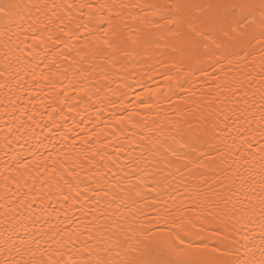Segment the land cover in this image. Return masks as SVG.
Returning <instances> with one entry per match:
<instances>
[{"label":"bare ground","instance_id":"1","mask_svg":"<svg viewBox=\"0 0 264 264\" xmlns=\"http://www.w3.org/2000/svg\"><path fill=\"white\" fill-rule=\"evenodd\" d=\"M18 2L29 8L14 24L0 19V264L28 259L37 241L48 255L59 247L50 236L67 239L62 230L82 232L94 218L123 225L117 238L131 247L142 234L159 242L201 225L204 240L185 239L211 245L209 231L224 221L207 215L205 197L256 206L226 226L238 241L232 259L264 260L260 46L220 62L211 46L173 51L147 7L172 0ZM113 39L122 46L106 47ZM59 250L64 259L105 255Z\"/></svg>","mask_w":264,"mask_h":264},{"label":"snow or ice","instance_id":"2","mask_svg":"<svg viewBox=\"0 0 264 264\" xmlns=\"http://www.w3.org/2000/svg\"><path fill=\"white\" fill-rule=\"evenodd\" d=\"M147 7L152 8L151 14L159 18L149 22L157 27H163V31L168 34L171 41L173 51L190 56L192 52L201 47L207 50L211 46L215 50L211 55L217 62L221 59H230L236 54V49L244 50L246 46L259 45L264 52V0H200V2L172 0L164 5H147ZM27 8H29L28 5L21 4L18 0L0 2V19L5 22V28L14 24L17 18L23 15L21 9ZM99 23L107 24L108 33L113 37H118V28L113 26L110 18H101ZM65 35H68V32H65ZM121 46L118 39L106 42V47L119 48ZM261 120L264 121V115L261 116ZM259 134L261 141H264V128ZM260 152L264 153V146L260 148ZM245 163H250V161H245ZM259 164L261 174L264 176V155L260 156ZM136 195L139 196L141 193L137 192ZM258 198L260 200L259 214L264 218V180L260 183ZM218 203V200L208 201L205 197L207 215L214 220L224 221L220 224L222 231H217L215 226L209 231L210 237L214 239L211 245L205 243L194 247L190 240L185 239V237H190L204 240L202 233L205 227L201 225L196 232L184 229L183 235L180 232L174 235L169 232V238L159 242L153 241L150 234H142L144 242L138 241L136 247H131L117 238L116 234L123 232V225L119 228L106 226L97 223L99 218H94L87 223L82 222V232L79 231L80 225L71 231L62 230L67 233V239L63 236L60 239L50 236L52 243L59 247L51 249L48 255L40 250V241H37L35 250L31 246L28 247L31 254L28 259H13L11 262L5 259L3 264H244V262L231 258L233 246L238 241L235 239V232L229 235L227 220L241 213L247 216L250 211H255L256 206L248 202L247 197L244 202H241L244 204L241 208L236 207V202H233L231 208L227 207V201L224 202V207H217ZM157 222L159 223V219ZM173 223L181 225L182 220H176ZM140 227L143 228L144 225L141 224ZM192 227L195 228L196 225ZM105 232L112 234L105 236ZM100 244L105 246L100 248L98 247ZM66 246L81 254L88 253L89 257L96 252H103L105 255L96 256L94 260L72 255L64 259L65 253L59 249ZM12 247L17 253L20 252V248L15 244ZM113 251L118 259L111 258ZM37 253H39L38 257ZM5 254L11 255V249H8ZM259 264H264V260H261Z\"/></svg>","mask_w":264,"mask_h":264}]
</instances>
